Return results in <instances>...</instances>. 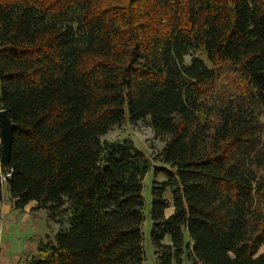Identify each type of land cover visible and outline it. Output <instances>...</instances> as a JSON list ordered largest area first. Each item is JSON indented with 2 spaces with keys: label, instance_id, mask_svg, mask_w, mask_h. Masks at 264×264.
<instances>
[{
  "label": "trees",
  "instance_id": "1",
  "mask_svg": "<svg viewBox=\"0 0 264 264\" xmlns=\"http://www.w3.org/2000/svg\"><path fill=\"white\" fill-rule=\"evenodd\" d=\"M0 110V202L61 226L26 264H144L126 114L164 141L157 263L264 264V0H0Z\"/></svg>",
  "mask_w": 264,
  "mask_h": 264
},
{
  "label": "rangeland",
  "instance_id": "2",
  "mask_svg": "<svg viewBox=\"0 0 264 264\" xmlns=\"http://www.w3.org/2000/svg\"><path fill=\"white\" fill-rule=\"evenodd\" d=\"M103 141H132L134 146L143 151L149 160L151 170L143 179L142 196L144 199L145 219L142 226L144 264H158L153 253L152 240L150 239L151 220L150 206L152 195L150 193L153 180H163L161 174L153 175L154 167L163 166L157 157L164 146V141L154 133L147 120L131 123L127 114L119 126L112 127L110 131L101 136ZM170 198V195H167ZM9 205L8 211L6 206ZM34 203L29 204L23 210H16L9 197L7 185H4L2 201L0 202V264H26L32 255L37 253L41 241L52 240L54 234L60 229L52 221L43 209H33ZM171 209L165 213L170 215ZM66 220V219H65ZM63 225V224H61ZM264 247L259 250L263 252ZM183 264H192L185 260Z\"/></svg>",
  "mask_w": 264,
  "mask_h": 264
},
{
  "label": "water",
  "instance_id": "3",
  "mask_svg": "<svg viewBox=\"0 0 264 264\" xmlns=\"http://www.w3.org/2000/svg\"><path fill=\"white\" fill-rule=\"evenodd\" d=\"M15 125L8 117L7 111L0 110V164L6 168L10 160V150L12 145V136Z\"/></svg>",
  "mask_w": 264,
  "mask_h": 264
},
{
  "label": "crops",
  "instance_id": "4",
  "mask_svg": "<svg viewBox=\"0 0 264 264\" xmlns=\"http://www.w3.org/2000/svg\"><path fill=\"white\" fill-rule=\"evenodd\" d=\"M9 197H10V196H9ZM8 207H9V205H8V206H6V211H8V209H9ZM7 208H8V209H7ZM23 209H24V208H23Z\"/></svg>",
  "mask_w": 264,
  "mask_h": 264
}]
</instances>
